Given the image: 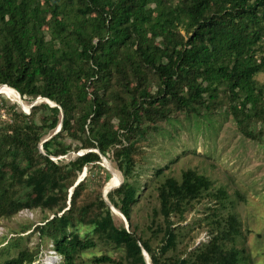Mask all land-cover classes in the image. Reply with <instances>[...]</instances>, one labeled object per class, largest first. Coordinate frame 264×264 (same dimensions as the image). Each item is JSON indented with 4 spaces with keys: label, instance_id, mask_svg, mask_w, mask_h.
<instances>
[{
    "label": "trees",
    "instance_id": "trees-1",
    "mask_svg": "<svg viewBox=\"0 0 264 264\" xmlns=\"http://www.w3.org/2000/svg\"><path fill=\"white\" fill-rule=\"evenodd\" d=\"M262 73L264 0H0V87L56 104L34 106L30 115L3 105L14 118L0 130V221L24 210L51 213L32 233L52 242L61 264H76L77 254L99 245L122 257L95 255L92 264H147L143 251L151 264H247L239 219L212 207L208 240L191 250L186 214L205 198L222 210L233 205L195 169L160 183L147 221H135L143 196L136 141L147 131L142 125L170 122L172 112H211L220 94L242 133L259 139L248 126L264 128V85L256 81ZM39 111L48 113L40 124ZM71 151L82 156L67 165L51 159ZM103 157L123 176L108 200L129 229L116 224L104 184L92 195L85 180L76 184ZM81 227L89 230L84 237ZM24 238L10 239L4 250ZM40 254L41 245L27 247L0 264H35Z\"/></svg>",
    "mask_w": 264,
    "mask_h": 264
},
{
    "label": "rangeland",
    "instance_id": "rangeland-1",
    "mask_svg": "<svg viewBox=\"0 0 264 264\" xmlns=\"http://www.w3.org/2000/svg\"><path fill=\"white\" fill-rule=\"evenodd\" d=\"M256 81L264 85V73L256 76ZM19 94L8 86L0 87V130H4L7 124H12L13 110L21 111L23 108L28 111L30 106L49 102L41 98L35 100L30 97L23 98ZM4 103L14 109L4 107ZM47 114L45 111H39L36 121L40 124ZM170 116V122L141 126L142 129L147 127V131L139 141H136L138 154L135 162L137 181L142 186L141 196H143L133 212L135 221L142 224L147 221L148 214L157 205L156 189L160 183L168 177L180 180L183 171L195 169L198 173L209 177L215 191L219 188L227 191L233 205L227 203V210H222L217 200L205 198L193 211L186 214L182 224L189 226L188 231L192 228L195 235L191 250L199 243L208 240L207 217L211 213L208 209L212 207L219 214L231 212L239 219L241 235L237 238V243L238 248H244L252 259H248L247 264H264V128L261 129L260 122H255L256 125L249 123V131L260 138L256 140L247 138L238 127L229 104L222 94L214 103L211 112L200 108L199 114L172 112ZM114 125L116 126V123ZM113 128L116 129V127ZM64 144L73 148L77 146V142L71 139H67ZM39 150L41 154H44L41 145ZM78 155L79 153L71 151L67 156L51 159L55 163L67 165ZM158 170L163 171L159 178L155 176ZM115 174H119L122 179L117 180ZM80 178L85 180L87 184L85 191L89 195L95 194L103 184L104 191L109 182L121 184L124 181L122 174L109 157L102 159V162L96 165L84 168L76 182ZM46 217L53 216L49 212L37 209L24 210L10 219H2L0 221V263L17 257L19 251L24 248L35 249L41 245L39 261L35 264H45L46 259L48 264H61L63 259L55 253L52 242L32 233L36 226L43 224ZM114 218L118 226L124 222L121 215L114 213ZM25 226L32 228L29 232L21 234ZM79 232L84 237L89 230L81 227ZM16 237H25L21 246L4 250L10 239ZM109 250L110 248L99 245L93 250L77 254L76 264H92L93 256L105 253H111L114 260L121 259L122 253Z\"/></svg>",
    "mask_w": 264,
    "mask_h": 264
},
{
    "label": "water",
    "instance_id": "water-1",
    "mask_svg": "<svg viewBox=\"0 0 264 264\" xmlns=\"http://www.w3.org/2000/svg\"><path fill=\"white\" fill-rule=\"evenodd\" d=\"M1 87H2V86H1ZM8 87H9V86H8ZM18 93H19V92H18ZM19 95H20V94H19ZM20 98H21V96H20ZM41 99H42V98H41ZM47 103H48V102H47ZM49 104H50V103H49ZM50 105H51V104H50ZM51 106H53V105H51ZM54 106H56L55 103H54ZM33 107H34V106H30L29 109H28V111H26L25 109L22 108L21 111L24 112V113H26V114H30L31 111H32V109H33ZM61 128H62V122H61L59 128L57 129V131L55 132V134H58V133L60 132ZM44 142H46V141H44ZM41 149H42V145H41ZM78 156H82V154H79ZM102 159L105 160L106 158L103 157ZM82 179H83V178H80V180L77 182V184H79V183L82 181ZM122 183H123V182H122ZM122 183H121L118 187H116V188H114V189L119 188V187L122 185ZM72 190H73V189H72ZM72 190H71V192H72ZM103 195H104V200H105V202L111 206V209H112L113 213H114V211H117V212L123 217L126 228L129 229V224H128L126 218H125V217H124V216H123V215H122V214H121V213H120L115 207H113V206L111 205V203L109 202V200H108V194L105 193V192L103 191ZM143 254H144V257H145L146 263H147V264H151V263H150L149 255H148L145 251H143Z\"/></svg>",
    "mask_w": 264,
    "mask_h": 264
},
{
    "label": "bare ground",
    "instance_id": "bare-ground-1",
    "mask_svg": "<svg viewBox=\"0 0 264 264\" xmlns=\"http://www.w3.org/2000/svg\"><path fill=\"white\" fill-rule=\"evenodd\" d=\"M45 100V99H44ZM48 103H50V101L48 102ZM51 105H53L54 103L52 102V103H50ZM54 106V105H53ZM115 176L117 177V180H119L120 178L122 179V177H120V175L118 174H115ZM120 183V182H119ZM118 183H116V182H109L108 184H107V186L105 187V190H104V192L105 193H107L108 194V192H109V190H110V188H112L113 186H115V185H117ZM118 185H120V184H118ZM117 185V186H118ZM117 215H120L117 211H114ZM47 259L45 260V264H48L47 262Z\"/></svg>",
    "mask_w": 264,
    "mask_h": 264
}]
</instances>
